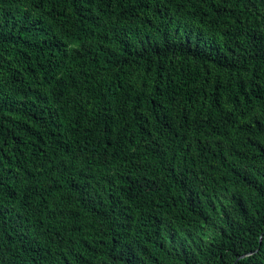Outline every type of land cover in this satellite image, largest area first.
<instances>
[{"label": "trees", "instance_id": "obj_1", "mask_svg": "<svg viewBox=\"0 0 264 264\" xmlns=\"http://www.w3.org/2000/svg\"><path fill=\"white\" fill-rule=\"evenodd\" d=\"M0 264H264V0H0Z\"/></svg>", "mask_w": 264, "mask_h": 264}, {"label": "rangeland", "instance_id": "obj_2", "mask_svg": "<svg viewBox=\"0 0 264 264\" xmlns=\"http://www.w3.org/2000/svg\"><path fill=\"white\" fill-rule=\"evenodd\" d=\"M209 234H210V233L208 232V233H207V237L209 236Z\"/></svg>", "mask_w": 264, "mask_h": 264}]
</instances>
